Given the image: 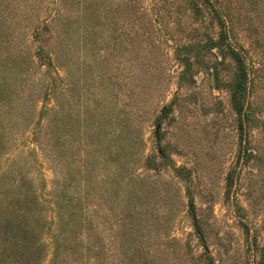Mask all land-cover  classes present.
I'll return each mask as SVG.
<instances>
[{"label": "rangeland", "instance_id": "obj_1", "mask_svg": "<svg viewBox=\"0 0 264 264\" xmlns=\"http://www.w3.org/2000/svg\"><path fill=\"white\" fill-rule=\"evenodd\" d=\"M211 3L0 0V203L38 189L39 264H264V0Z\"/></svg>", "mask_w": 264, "mask_h": 264}, {"label": "trees", "instance_id": "obj_2", "mask_svg": "<svg viewBox=\"0 0 264 264\" xmlns=\"http://www.w3.org/2000/svg\"><path fill=\"white\" fill-rule=\"evenodd\" d=\"M206 1L213 6L215 11H218L211 0ZM220 20L224 24L225 21L221 16ZM222 33L221 38H227L225 29L222 30ZM218 43L224 44L223 41ZM218 48L220 49V47ZM232 52L233 57L242 66V55L236 50H232ZM241 88L243 85L234 89L232 98L235 109L244 117L246 113L241 100ZM25 195L27 196L25 202L0 203V264H39L45 254V248L42 241L39 240V236L41 235L40 226L41 224L42 227L44 226L43 221H46L47 217L38 213L39 216L35 220V213L32 210V208L37 209L39 205L43 204L40 193L35 186H30ZM40 211L43 212V209ZM37 236L35 242L34 238Z\"/></svg>", "mask_w": 264, "mask_h": 264}, {"label": "water", "instance_id": "obj_3", "mask_svg": "<svg viewBox=\"0 0 264 264\" xmlns=\"http://www.w3.org/2000/svg\"><path fill=\"white\" fill-rule=\"evenodd\" d=\"M194 219H196V217L194 216ZM203 238V237H202Z\"/></svg>", "mask_w": 264, "mask_h": 264}]
</instances>
